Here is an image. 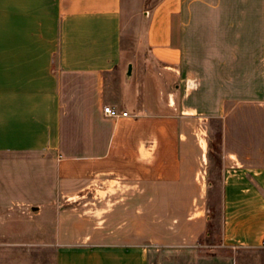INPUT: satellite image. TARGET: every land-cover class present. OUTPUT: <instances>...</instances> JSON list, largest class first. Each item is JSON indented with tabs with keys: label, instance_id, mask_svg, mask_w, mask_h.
Wrapping results in <instances>:
<instances>
[{
	"label": "crops",
	"instance_id": "1",
	"mask_svg": "<svg viewBox=\"0 0 264 264\" xmlns=\"http://www.w3.org/2000/svg\"><path fill=\"white\" fill-rule=\"evenodd\" d=\"M216 119L218 246L262 248L264 0H0V154L52 160L53 195L57 180L127 187L99 226L58 210L54 264H152L158 249L161 264H233L193 249L210 235Z\"/></svg>",
	"mask_w": 264,
	"mask_h": 264
},
{
	"label": "rangeland",
	"instance_id": "2",
	"mask_svg": "<svg viewBox=\"0 0 264 264\" xmlns=\"http://www.w3.org/2000/svg\"><path fill=\"white\" fill-rule=\"evenodd\" d=\"M135 43L132 39L128 41L129 46ZM129 66L132 76L133 67L129 63L123 73L124 80H126ZM237 89L239 87L201 86L198 87V95L202 98L204 95L214 93L218 98L228 92L233 93ZM171 90H174V87ZM126 91L128 93H125ZM133 93V89L129 86L123 93L124 103L128 110H131L134 105ZM211 129L213 130L209 133L208 141L214 149H209L208 154L211 173L209 181L213 184V188L209 194V205L214 211L208 228L210 235L203 237L201 244L193 249L200 253L229 255L233 264H264V247L233 251L218 246L220 182L219 154L216 151L219 129L217 119ZM52 165V160H43L42 157L33 159L0 154V264H54L55 214L58 210L63 212V210L76 209L78 213L81 210H91L92 217L99 226L104 224L102 222L103 211L109 212L113 204L124 205L127 202V187L107 181L102 177H92L93 181L89 183V187L81 193L77 190L84 183L77 182L73 186L57 180L56 192L53 195L51 194L54 189ZM86 192L85 198L88 200L80 197ZM67 194L74 196L69 198ZM85 202L89 206H85ZM34 207L37 208L36 211L32 210ZM164 255L165 253L158 249L156 261L152 264H161V258ZM214 264H219V262Z\"/></svg>",
	"mask_w": 264,
	"mask_h": 264
},
{
	"label": "built area",
	"instance_id": "3",
	"mask_svg": "<svg viewBox=\"0 0 264 264\" xmlns=\"http://www.w3.org/2000/svg\"><path fill=\"white\" fill-rule=\"evenodd\" d=\"M102 112L105 117L108 118H118V117H128V113L126 111H120L119 109L113 107V106H103Z\"/></svg>",
	"mask_w": 264,
	"mask_h": 264
},
{
	"label": "water",
	"instance_id": "4",
	"mask_svg": "<svg viewBox=\"0 0 264 264\" xmlns=\"http://www.w3.org/2000/svg\"><path fill=\"white\" fill-rule=\"evenodd\" d=\"M131 76V67L129 66L127 69V74H126V80H129V77ZM33 211H36L37 208H32Z\"/></svg>",
	"mask_w": 264,
	"mask_h": 264
}]
</instances>
